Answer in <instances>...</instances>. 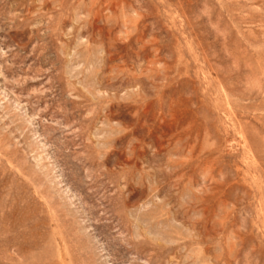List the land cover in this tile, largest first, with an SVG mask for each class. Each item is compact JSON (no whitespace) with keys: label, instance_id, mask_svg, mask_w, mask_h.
I'll return each mask as SVG.
<instances>
[{"label":"rangeland","instance_id":"374dc122","mask_svg":"<svg viewBox=\"0 0 264 264\" xmlns=\"http://www.w3.org/2000/svg\"><path fill=\"white\" fill-rule=\"evenodd\" d=\"M0 264H264V0H0Z\"/></svg>","mask_w":264,"mask_h":264}]
</instances>
